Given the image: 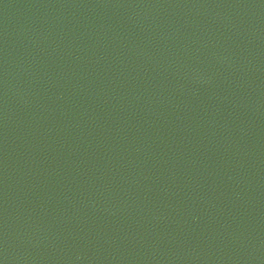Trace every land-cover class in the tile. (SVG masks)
I'll return each instance as SVG.
<instances>
[{
	"label": "water",
	"instance_id": "1",
	"mask_svg": "<svg viewBox=\"0 0 264 264\" xmlns=\"http://www.w3.org/2000/svg\"><path fill=\"white\" fill-rule=\"evenodd\" d=\"M0 264H264V0H0Z\"/></svg>",
	"mask_w": 264,
	"mask_h": 264
}]
</instances>
